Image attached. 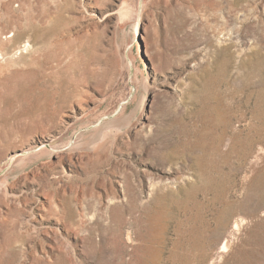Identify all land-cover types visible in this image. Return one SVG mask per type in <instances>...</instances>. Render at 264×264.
Masks as SVG:
<instances>
[{
  "label": "rangeland",
  "instance_id": "374dc122",
  "mask_svg": "<svg viewBox=\"0 0 264 264\" xmlns=\"http://www.w3.org/2000/svg\"><path fill=\"white\" fill-rule=\"evenodd\" d=\"M0 264H264V0H0Z\"/></svg>",
  "mask_w": 264,
  "mask_h": 264
},
{
  "label": "bare ground",
  "instance_id": "6f19581e",
  "mask_svg": "<svg viewBox=\"0 0 264 264\" xmlns=\"http://www.w3.org/2000/svg\"><path fill=\"white\" fill-rule=\"evenodd\" d=\"M137 17V16H136ZM135 29V28H134ZM229 244V241L228 240H225V245L224 247H222V249L219 251L220 253L221 252H224L225 251V248H227V245Z\"/></svg>",
  "mask_w": 264,
  "mask_h": 264
}]
</instances>
